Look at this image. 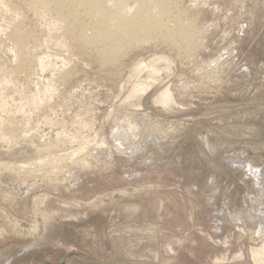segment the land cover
<instances>
[{
	"label": "rangeland",
	"instance_id": "1",
	"mask_svg": "<svg viewBox=\"0 0 264 264\" xmlns=\"http://www.w3.org/2000/svg\"><path fill=\"white\" fill-rule=\"evenodd\" d=\"M38 2L0 0V264H256L264 0H169L112 59Z\"/></svg>",
	"mask_w": 264,
	"mask_h": 264
},
{
	"label": "bare ground",
	"instance_id": "2",
	"mask_svg": "<svg viewBox=\"0 0 264 264\" xmlns=\"http://www.w3.org/2000/svg\"><path fill=\"white\" fill-rule=\"evenodd\" d=\"M38 1H39L38 3H41V5L42 4L44 5L45 2L49 1L51 3V5L53 6V10L55 9V11L57 13H59L60 16H62L61 18L64 17L65 19H68V20L70 19V21L72 23L70 25H73V27H75V29L77 28L76 29L77 36L79 35L89 45H96L99 42L104 43L105 47L102 48L101 51H103V54L105 55L106 58L118 49V47L121 45L120 43L122 40H124V41L127 40L128 43H131L132 42L131 40H135V39L138 40L141 38H143L145 40L148 37H150V35H153V34L170 35L173 33V31H170V30H172L171 26H170V21H172V18H171L172 16L170 17V15H172V14H171L170 10L168 9L169 6H167V3L169 0L168 1L167 0H133L134 1L133 4L135 2H137V5L135 4L136 5L135 8L132 7L133 9L131 8V6L133 4H130V0H117L118 3H121V5L118 4L117 7H119V8L116 7L117 9H115V7L111 8L107 4L108 0H38ZM113 1L115 2V0H113ZM116 3H114V4L116 5ZM51 5H49V6H51ZM70 29H72V28L70 27ZM75 29H72V30H75ZM72 30H70V32H72ZM73 32H75V31H73ZM26 35L24 36L25 38H26ZM182 35L184 37H189V35H187L185 33ZM16 36L17 37H14V38H16V41H17L16 43L19 42L18 45H20V43L23 44V42L25 40L23 41V37H21L22 35H20V36L16 35ZM144 40H141V41H144ZM129 41H131V42H129ZM122 46H124V45H122ZM122 46H120L121 47L120 49H122ZM18 47L21 51L22 48H20V46H18ZM17 52H18V54L20 53L19 51H17ZM18 54H17V57L20 55V54L19 55ZM111 59H112V57H111ZM160 59H161V56L153 58V59L151 58V59H149V61H146V62L141 61L138 64V66H136L135 69H136L137 73L142 71L143 69L144 70L146 69L148 71L147 73L149 74L148 79H151L153 82L154 77H155L154 75L159 71V69L156 66L157 65L156 62H158V61L160 62ZM163 59L165 60V58H163ZM109 61H111V60H109ZM41 65H42V63H41ZM141 85H143V84H141ZM141 85H138L136 87H138L139 90L140 89L143 90L146 88V86H148V85H146L145 87H141ZM168 93L169 92H168L167 87L163 88L158 94L157 102H160L163 104H167V102H170V100H171V102H174L172 100L170 93L169 94ZM17 124H20V123H18V121H17L16 125ZM9 125H11V124H9ZM15 126L11 125L10 127H8V128H10V131H11V132H9V131L8 132L11 134L12 133L15 134L18 137V139L20 138V139L25 140L23 138V135H24L22 133L23 130L22 131L20 130L21 125H18L16 127ZM128 126H129V124H128ZM18 127H20V128H18ZM131 127H132V125L129 127L128 130L132 129ZM134 128H135V126H134ZM133 129L131 131L132 134H133ZM13 134H12V136H13ZM49 147H51V146L49 145ZM70 165L72 166V164H70ZM75 167L78 168L79 166L77 165ZM75 167L72 170H76ZM251 257L256 264H264V243L262 245H260L257 249L251 250Z\"/></svg>",
	"mask_w": 264,
	"mask_h": 264
},
{
	"label": "water",
	"instance_id": "3",
	"mask_svg": "<svg viewBox=\"0 0 264 264\" xmlns=\"http://www.w3.org/2000/svg\"><path fill=\"white\" fill-rule=\"evenodd\" d=\"M63 263V261L61 262V264Z\"/></svg>",
	"mask_w": 264,
	"mask_h": 264
}]
</instances>
